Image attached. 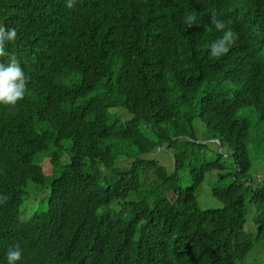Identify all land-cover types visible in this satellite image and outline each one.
I'll list each match as a JSON object with an SVG mask.
<instances>
[{
	"label": "trees",
	"instance_id": "1",
	"mask_svg": "<svg viewBox=\"0 0 264 264\" xmlns=\"http://www.w3.org/2000/svg\"><path fill=\"white\" fill-rule=\"evenodd\" d=\"M152 1L154 18L137 20L131 0H0V26L17 33L0 62L15 57L27 77L23 99L0 105V259L19 244L17 264H264V0ZM213 13L232 33L216 57ZM149 179L160 196L147 230L94 239L89 192L110 204L117 184L124 196ZM77 185L91 188L59 196ZM25 198L40 204L21 220Z\"/></svg>",
	"mask_w": 264,
	"mask_h": 264
},
{
	"label": "clouds",
	"instance_id": "2",
	"mask_svg": "<svg viewBox=\"0 0 264 264\" xmlns=\"http://www.w3.org/2000/svg\"><path fill=\"white\" fill-rule=\"evenodd\" d=\"M112 5H116L117 0H111ZM69 6H71L69 4ZM157 4L152 0H131L130 9L126 12V15L131 16L135 19H148L151 20L156 14ZM196 19L193 15L187 14L184 17V23L191 27ZM210 24L215 28L217 32H222V35L213 40L209 45V55L211 57H216L222 55L227 51V44L230 43L232 38V33L225 28V22L221 19H216L215 13L210 15ZM139 27V24L128 25L127 33H134ZM17 33L15 28L8 27L5 29L0 26V45L5 41H12L15 39ZM6 55L3 47H0V56ZM26 74L22 69L19 62L15 57H10L7 62H0V105L15 106L18 101L22 100L25 91H26ZM68 99L65 98L61 101L66 102ZM71 99V98H70ZM69 99V100H70ZM68 103V102H67ZM64 107H55L50 108L49 106L45 107L41 112V115L48 116L50 121L55 124L57 127L62 129H71L69 126V121L71 116L65 115L62 110ZM85 142H77L73 148L67 151L63 160L70 162V155H78L84 151ZM47 161L44 160L43 163ZM49 161V160H48ZM42 163V168H43ZM50 172L45 173L44 169L42 173L45 176H51L53 174V165L50 162ZM116 168H119L115 164ZM114 172V171H113ZM148 180H142L139 183V186L135 189H131L129 192L135 193L139 192L137 200H129L126 195H122L121 187L117 184L118 187V196L110 204L106 202L103 198L97 194L90 193L83 199L84 201V210L89 216V219L92 221L90 224L92 226L93 238L102 237L104 234L110 232L117 226H122L125 231L136 232V231H145L148 228L146 225L145 216L150 214V208L153 207L158 196L152 199H149L145 196V187ZM91 187L85 186H72L61 192L59 196L64 199L69 195H73L81 190H88ZM160 196V195H159ZM96 200H102L108 204V207L103 204L98 210V217L91 214L89 206ZM69 201V200H68ZM124 201L122 206L118 205V202ZM22 249L19 244L9 247L2 259H0V264H17L21 260Z\"/></svg>",
	"mask_w": 264,
	"mask_h": 264
},
{
	"label": "rangeland",
	"instance_id": "3",
	"mask_svg": "<svg viewBox=\"0 0 264 264\" xmlns=\"http://www.w3.org/2000/svg\"><path fill=\"white\" fill-rule=\"evenodd\" d=\"M88 9L89 8L81 6L79 8V11H84V10H88ZM63 18H64L63 21H68L71 19L70 16L68 15V13H66V15L63 16ZM61 28H65L64 24L61 25ZM249 149H250L252 161H258L261 159V155L257 156L256 153L254 152L252 146H249ZM166 156H167V154L161 151V152L155 153L153 155V158L157 159L160 163L168 165L169 157H166ZM117 165L122 167V166H126L127 164L126 163H120L118 161ZM43 169H44V172L46 174L50 172L51 166H50V163L48 160L43 163ZM155 182L156 181L149 179L147 184H146L145 196H147L149 199H152V198L159 196ZM153 190H154V192L152 193ZM139 194H140L139 192H135V193L128 192L127 197L129 200L133 201V200H137V197L139 196ZM39 204H40V200H37L35 203H33L28 198H25V200L22 202V204L19 208L20 219L21 220L30 219L31 216L33 215L34 211L39 207ZM123 204H124V201L118 202L119 206H122ZM255 259L256 258H250V259H248V261H253Z\"/></svg>",
	"mask_w": 264,
	"mask_h": 264
}]
</instances>
